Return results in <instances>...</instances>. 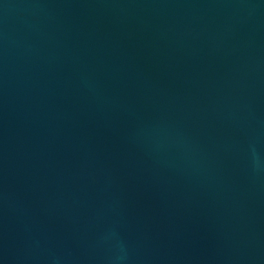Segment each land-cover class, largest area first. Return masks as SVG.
<instances>
[{"label": "water", "instance_id": "water-1", "mask_svg": "<svg viewBox=\"0 0 264 264\" xmlns=\"http://www.w3.org/2000/svg\"><path fill=\"white\" fill-rule=\"evenodd\" d=\"M0 264H264V0H0Z\"/></svg>", "mask_w": 264, "mask_h": 264}]
</instances>
